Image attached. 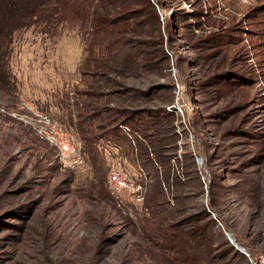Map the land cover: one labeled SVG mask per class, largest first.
Listing matches in <instances>:
<instances>
[{
  "label": "rangeland",
  "instance_id": "obj_1",
  "mask_svg": "<svg viewBox=\"0 0 264 264\" xmlns=\"http://www.w3.org/2000/svg\"><path fill=\"white\" fill-rule=\"evenodd\" d=\"M151 1L162 37L136 20L97 61L80 30L14 35L0 84V264H194L177 229L200 225L210 264H249L226 233L264 253V0ZM216 32L220 46L200 50ZM28 105L82 142L81 167L21 120ZM114 160L144 200L111 193ZM175 225L177 240L163 235Z\"/></svg>",
  "mask_w": 264,
  "mask_h": 264
},
{
  "label": "trees",
  "instance_id": "obj_2",
  "mask_svg": "<svg viewBox=\"0 0 264 264\" xmlns=\"http://www.w3.org/2000/svg\"><path fill=\"white\" fill-rule=\"evenodd\" d=\"M254 11L264 12V4L256 7ZM136 20H138V24H149L153 31H157L160 38L162 37L160 16L151 0H0V84H10L12 77L10 60L16 32H23L35 27L43 33L55 36L66 30H80L84 39L89 41V59L97 61L101 58L99 53L104 56L105 51L113 48L115 43H122L123 33L128 32ZM221 40H223V35L216 32L201 37L197 45L200 50L205 52L209 47L218 48ZM208 54L212 55V53ZM230 74L233 73L224 72L217 78L221 77L222 80H227ZM236 77H241L244 80V77L239 74L230 78L235 79ZM138 91L142 94L150 93V90L148 92ZM87 94L95 95L90 92ZM134 110L132 113L136 114L137 112ZM101 112L102 109L96 108L83 117L78 125L80 131L82 133L86 131L84 125L87 121L100 116ZM118 112L126 114L129 111L120 109ZM87 140H91V138L87 137ZM203 210L204 214L210 217L209 211ZM210 220L214 223L213 219ZM177 227L178 225L169 226V229H166L162 226L161 230L166 237L177 240L181 234L172 233L173 228ZM177 230L184 234L186 244L188 240L194 241L193 250L197 251V255L190 260L194 264H210L209 258L214 251V241L212 236L210 239L209 235H206L207 229L200 225L191 231L181 228ZM225 244L232 252L239 253L228 241H225ZM256 255L251 253V257ZM246 260H248L247 257Z\"/></svg>",
  "mask_w": 264,
  "mask_h": 264
},
{
  "label": "built area",
  "instance_id": "obj_3",
  "mask_svg": "<svg viewBox=\"0 0 264 264\" xmlns=\"http://www.w3.org/2000/svg\"><path fill=\"white\" fill-rule=\"evenodd\" d=\"M242 2L247 3L249 0H242ZM27 109L29 110L28 113L22 115L21 120L31 125L39 137L56 148L65 167L71 169L81 167L85 161L82 142L76 139L50 113L37 110L32 105H28ZM130 176L124 163L120 160H114L109 173L110 191L116 198L127 192L131 193L137 201L141 202L144 200V187L140 183L132 181ZM247 258L249 264H264V253L255 257H251L250 254Z\"/></svg>",
  "mask_w": 264,
  "mask_h": 264
},
{
  "label": "water",
  "instance_id": "obj_4",
  "mask_svg": "<svg viewBox=\"0 0 264 264\" xmlns=\"http://www.w3.org/2000/svg\"><path fill=\"white\" fill-rule=\"evenodd\" d=\"M230 242L240 251H242L243 253L246 254V256L250 255L249 252H247L243 246H241V244H239L238 242H235V239L232 237V234L226 233Z\"/></svg>",
  "mask_w": 264,
  "mask_h": 264
},
{
  "label": "crops",
  "instance_id": "obj_5",
  "mask_svg": "<svg viewBox=\"0 0 264 264\" xmlns=\"http://www.w3.org/2000/svg\"><path fill=\"white\" fill-rule=\"evenodd\" d=\"M72 63H73V60H72V58H71V57H69L68 64H66V65H68V67H70V66L72 65Z\"/></svg>",
  "mask_w": 264,
  "mask_h": 264
}]
</instances>
